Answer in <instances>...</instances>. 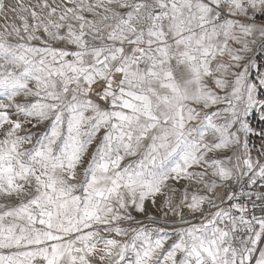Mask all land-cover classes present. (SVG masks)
Wrapping results in <instances>:
<instances>
[{"label": "snow or ice", "instance_id": "6c2138e0", "mask_svg": "<svg viewBox=\"0 0 264 264\" xmlns=\"http://www.w3.org/2000/svg\"><path fill=\"white\" fill-rule=\"evenodd\" d=\"M0 264H264V0H0Z\"/></svg>", "mask_w": 264, "mask_h": 264}]
</instances>
